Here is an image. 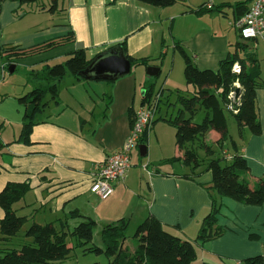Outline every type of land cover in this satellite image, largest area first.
<instances>
[{
    "label": "crops",
    "instance_id": "obj_1",
    "mask_svg": "<svg viewBox=\"0 0 264 264\" xmlns=\"http://www.w3.org/2000/svg\"><path fill=\"white\" fill-rule=\"evenodd\" d=\"M50 1L52 0H47ZM113 1L67 0L66 22L61 26L63 33L57 36L56 30L41 36L24 34L32 28V25L27 29L22 25L24 13L35 15L37 12L33 10L36 8L31 5L27 11L23 10V14L21 12V15H16L26 5L4 2L0 5V46L8 49L29 48L35 46L38 40L46 39V42L73 31L75 43L66 47H71L70 52L84 49L90 59L124 42L127 54L136 59H163L169 55V43L175 51L176 43L180 44L188 55L189 52L194 53L197 59L199 55L212 51L216 33L213 23L218 18L229 19L232 11L228 10L226 18L220 13L200 16L193 10L202 6L209 8L210 5H234L246 0H177L169 8H156L136 0H118L115 4ZM190 57L198 67L195 58ZM55 60L54 58L55 63L43 61L41 66L58 63ZM36 63L35 61L31 67L33 72L36 71ZM161 65L159 59L153 67L160 69ZM218 65L208 68L217 70ZM14 66L16 69L17 64ZM7 67L6 60L0 55V77L5 78L3 74ZM204 68L199 69H207ZM133 69L129 75L111 83L76 81L71 76H66L65 78H69H64L58 84V103L49 102L39 118L41 123L32 129L30 144L20 142L27 106L17 101L21 98L20 95L12 96L10 92L0 89V139L3 145L0 150V192L8 183L28 184L30 191L15 205L18 213L29 217L34 216V212L37 215L43 211L49 212L53 217L50 222L64 220L71 228L86 219L96 221V229L99 230L120 219H128L130 226H139L152 215L160 220L167 232L172 229L175 233H169L183 240L195 241L196 246L193 245L202 249L204 260L209 261V256L213 253L209 250L205 252L208 242H197L188 232L194 229V233L199 235L205 214L212 210V177L205 178L198 170L193 173L192 169L186 173L153 169L150 178L146 179L140 170L134 169L131 161V168L124 179L115 183L114 193L109 199L101 201L90 193L97 165L119 151L130 135V110L138 111L142 108L145 90L139 108H136V98L139 89L147 87L149 82L146 78L150 76L145 68L140 73L133 72ZM260 69L262 78L261 64ZM35 79L37 85L33 89L46 85L45 81L40 83L38 76ZM2 84L4 83H0V86ZM108 96H111L109 107ZM259 110L260 106L257 110L258 119L261 117ZM259 121L262 125L261 120ZM14 122L18 130L9 136L8 125ZM219 139L220 135L212 131L206 135L205 142L212 145ZM176 149L179 151L177 158H181L182 152L177 146ZM239 151L245 158L247 150ZM26 211H30L28 215L25 214ZM75 211L82 217L70 218ZM3 217L4 211L0 207V220ZM98 235L100 236L99 233ZM252 235L264 240V234H250ZM231 247L233 249L234 246ZM133 250L134 246L131 251ZM244 251L245 241L237 259L238 264L244 259L264 255V243L260 247L248 244L245 254L248 256H242ZM214 255L221 260L224 257Z\"/></svg>",
    "mask_w": 264,
    "mask_h": 264
},
{
    "label": "trees",
    "instance_id": "obj_2",
    "mask_svg": "<svg viewBox=\"0 0 264 264\" xmlns=\"http://www.w3.org/2000/svg\"><path fill=\"white\" fill-rule=\"evenodd\" d=\"M40 0H0L4 2H16L20 6L34 4L33 11L46 12L56 15L58 12H66L67 0H52L48 3L38 4ZM118 0H114L115 4ZM142 4L156 8H169L176 4L177 0H136ZM252 0L238 2L234 5L224 4L208 8L202 6L194 9L198 15L220 13L228 18V10L232 11L233 22L242 18L249 10ZM75 43L73 31L66 35L48 40L29 48H5L0 46V55L6 60L7 66H13L21 59L33 58L49 53L58 48ZM116 47H122L126 57L131 62L132 68L143 67L147 69L153 66L159 59H136L127 54L126 43ZM247 45L242 42L235 44V52L220 61L217 70H200L194 60L186 53L182 46L176 43L175 48L183 58L184 79L187 86L194 87L192 92L176 90L177 104L181 107L177 116L172 120H166L175 129V143L182 152V157L170 159L174 163L183 161L191 167L193 173L202 164L198 154V147L206 150L205 171L212 176L214 192L221 196L231 198L236 202L248 206H260L264 203V183H254L248 180L250 170L247 160L239 153V147L233 142L234 157L227 160L225 157L215 158L216 152L212 145L205 142L206 135L212 131L220 135L215 142L221 149L224 148L229 138L228 120L226 117V105L228 95L234 88V83L239 81L242 86V105L238 114L233 115L239 131L248 129L254 135L262 133L261 123L257 114V90L264 87L261 78L260 63L253 51H246ZM242 51V53L240 52ZM68 58L62 63L46 64L42 68L40 80L45 81L44 87L40 86L31 90L19 101L27 106L24 114V122L20 136V142L31 143V133L34 126L41 123L39 118L48 107L50 101L58 103V84L66 77L71 76L76 81L86 80L81 72L93 59L88 57L86 50L78 49L67 54ZM236 63L241 66V73L236 75L232 69ZM17 68L15 69V71ZM111 83L112 81H108ZM153 86L145 88L142 106H149L154 100ZM161 99L158 102L157 112L160 109ZM111 104V96H108L107 107ZM199 111L205 113L201 123H195L194 118ZM136 111L130 110L129 119L131 128L134 125ZM156 122V121H155ZM153 122V123H155ZM148 130L139 138L140 144L147 141ZM3 147L0 139V150ZM30 191L28 184L8 183L0 192V207L4 211V217L0 220V242L8 243V247L0 248V264H59L66 260L71 248L68 247V236L76 238L79 247L86 248L89 253L105 255L109 264H193L197 255L192 242L183 240L167 232L163 224L156 217L148 216L136 229L133 236L134 250L125 248L126 238L130 227L128 219H120L112 224L105 225L100 233L103 248L94 244V230L96 221L86 219L77 226L71 228L67 221L57 220L47 224L32 222L25 232V240L18 244L19 248H10L12 239L17 237L23 227L30 221L28 216L18 213L15 205L20 202ZM215 204L211 213L205 217L197 242L205 243L220 237L223 232L216 225L218 217ZM82 217L77 211L70 218ZM256 239V236H250ZM239 264H264V255L242 260Z\"/></svg>",
    "mask_w": 264,
    "mask_h": 264
},
{
    "label": "rangeland",
    "instance_id": "obj_3",
    "mask_svg": "<svg viewBox=\"0 0 264 264\" xmlns=\"http://www.w3.org/2000/svg\"><path fill=\"white\" fill-rule=\"evenodd\" d=\"M44 3H48L47 0H40L38 2V4ZM31 5L33 7L35 6L34 4L26 6L24 5V9L20 10L16 15H21V12L23 14V12L27 11V8H30ZM34 14L35 15H29L28 13H24L25 18L22 17L24 20H21L22 18L20 19L22 21V25L25 26L26 29L28 26L32 25L31 31L26 30L24 34L28 35L31 33L41 36L53 30L57 31L56 36L63 33V31H61L63 27L61 26L66 22L65 12H58L54 17L50 16L49 13L44 12H37ZM32 21L35 22L33 23ZM230 22H233L232 13H230L229 19L218 18L217 22L213 23L214 32L216 33H214L215 39L211 53L199 55L197 59L195 58L194 53L189 52V55L195 58V61L200 69H205L204 67L210 69L212 67H217L218 62L221 59L232 55L235 52V44L237 42H242L247 45V52L253 51L258 55L262 67V79L264 81V37L255 41H243L240 38L239 33L230 25ZM44 40L46 39L38 40L36 45L40 44V42H45ZM168 46L170 48L169 55L163 59H160V65L162 64V67L160 68V74L156 77L146 78L149 82L147 83L146 88H150L152 85L154 98L159 94L161 99L160 109L157 113H155L153 118V122H156L150 126L147 132V141L145 144H140L147 147V156L144 158L140 156V151L137 145L134 148L135 150L131 160L134 169L140 170L146 179L150 178V174L153 169L177 173L191 172V167L185 165L182 160L174 163L168 161L170 159H177L179 151L175 146V129L163 119L173 120L177 116V112L181 106L177 104L176 90L180 89L186 93L192 92V90H194V87L187 86L185 83L183 58L178 51L173 49L171 43H169ZM70 51L71 47H62L33 58L16 61L17 70L11 73L10 67H7L3 74L5 78H2V76L0 77V83H4L0 86V89L10 92L12 96L19 97L20 95L21 98L24 97L27 92L33 90L34 86L37 85L35 83V78L37 74L38 76H41L43 61H53L55 58L56 62L64 64L68 58L67 54ZM240 52L242 53V51ZM35 61L37 62L35 67L36 71L33 72L31 67ZM53 63L55 62L53 61ZM135 71H139L137 73H140L143 71V68H134L133 72ZM69 77L65 79H68ZM41 81L42 80H40V83H42ZM144 90L145 88H140L138 91L136 98V108L141 106V99ZM257 94L256 106L257 110L258 106H260L259 114H261V117L259 120H261L263 125V127L261 125L262 133L260 135H254L248 129L240 132L233 115H231L230 112H226L229 138L226 141L223 149L217 146L216 143H212L213 149L216 152L215 158L223 157L224 151L228 152L230 155H234L235 152L233 149V142L237 144L240 150H247L245 158L250 168L247 176L252 184L260 182L264 183V87L259 88L257 90ZM17 101L19 100L17 99ZM145 107L148 108L147 103ZM204 117L205 113L203 111H199L197 116L194 118V122L199 124L202 122ZM8 128L9 136L13 131L18 130L16 122L12 124L10 123ZM197 150L200 160L203 163H206V161H204L206 159V150H203L199 147ZM202 162V166L197 172H201V175H203L205 178L206 176L211 178V174L205 171L206 165H203ZM210 192L212 203L214 202L216 210H218L217 217L219 222L216 226L222 230L223 234L218 238L208 241V249L205 252H208L209 250L210 253H213L210 254L209 261L204 260V257L202 256L204 251L198 247H195V241H192L195 245L194 248L197 255L193 264H238L237 262L239 260L237 259L242 252V247H244V241L245 251L242 256L246 254L248 244L251 246L260 247L262 243H264L262 238L252 239L250 237V234L254 233L264 234V203L260 206H248L243 203L236 202L231 198L221 196L219 193L214 192L213 190ZM258 208L261 209L258 210ZM29 212L30 211H26L25 214L28 215ZM209 213L211 212L206 213L205 216H208ZM29 218L30 221L23 227L19 235L12 239L13 243L10 248H19L18 244L26 239L25 232L32 222L36 221L37 223L44 225L53 219L50 213L45 211L40 212L38 215L37 212H34V216L31 215ZM199 226H201V221H199ZM137 227L138 224H132L129 227L128 236L125 243V248L129 250L133 249V236ZM101 230L102 229L99 230L95 228L94 244L103 248L101 237L98 235V233L100 234ZM169 232L175 233V231L172 229H169ZM188 233L190 234L191 238L197 240L198 235L196 232L194 233V229ZM0 238H2L1 234ZM67 243L68 247L72 249L71 253L66 260L60 262L59 264H109V261L105 255L87 252L85 249L89 248V246L86 248L79 247L77 245L78 242L74 237L68 236ZM6 244L8 243L0 242V248L8 247V245L5 246ZM232 245L234 246L233 249L231 247ZM214 254L222 255L224 257L221 260ZM229 255L231 259L228 257Z\"/></svg>",
    "mask_w": 264,
    "mask_h": 264
},
{
    "label": "built area",
    "instance_id": "obj_4",
    "mask_svg": "<svg viewBox=\"0 0 264 264\" xmlns=\"http://www.w3.org/2000/svg\"><path fill=\"white\" fill-rule=\"evenodd\" d=\"M211 5L209 6V8ZM230 25L239 33L243 41H255L264 37V0H252L247 13L240 19L230 22ZM233 73L239 75L241 66L236 63L232 69ZM234 88L228 95V103L226 110L233 114L239 113V108L242 105V86L239 81L234 83ZM240 90L237 96L236 91ZM159 94L152 100L147 107L142 106L136 111V117L130 135L123 147L107 157L103 162L96 167V175L90 186V193L95 195L101 201L109 199L114 193V185L117 181L124 179L127 172L131 168V153L137 146L139 138L149 130L153 124V118L157 113ZM224 157L227 160H232L233 155L224 151ZM147 167V166H146Z\"/></svg>",
    "mask_w": 264,
    "mask_h": 264
},
{
    "label": "water",
    "instance_id": "obj_5",
    "mask_svg": "<svg viewBox=\"0 0 264 264\" xmlns=\"http://www.w3.org/2000/svg\"><path fill=\"white\" fill-rule=\"evenodd\" d=\"M11 73L14 72L15 66L10 67ZM132 65L126 57L122 47H116L109 51L98 55L91 63L81 72V76L86 80L95 81H116L131 73ZM160 69L158 67L150 66L147 68L146 73L150 77L158 76ZM237 96L240 90L236 91ZM140 156L142 158L147 156V147L140 145Z\"/></svg>",
    "mask_w": 264,
    "mask_h": 264
},
{
    "label": "clouds",
    "instance_id": "obj_6",
    "mask_svg": "<svg viewBox=\"0 0 264 264\" xmlns=\"http://www.w3.org/2000/svg\"><path fill=\"white\" fill-rule=\"evenodd\" d=\"M233 157H234V155H233Z\"/></svg>",
    "mask_w": 264,
    "mask_h": 264
}]
</instances>
